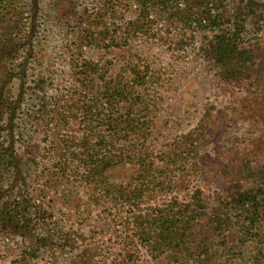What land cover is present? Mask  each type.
I'll return each instance as SVG.
<instances>
[{"label":"rangeland","instance_id":"374dc122","mask_svg":"<svg viewBox=\"0 0 264 264\" xmlns=\"http://www.w3.org/2000/svg\"><path fill=\"white\" fill-rule=\"evenodd\" d=\"M141 1L0 0V264H166L149 252L138 217L188 203L197 189L196 254L171 264H264V213L238 204L249 190L264 203V0ZM214 17L233 27L238 77L208 55ZM87 62L96 70H82ZM132 67L147 79L134 90L155 103L149 116H133L150 127L144 146L174 183L160 192L156 173L129 206L106 193L132 192L142 181L136 167L108 169L99 184L48 161L88 134L91 98L103 106L84 88L90 79L130 85ZM93 127L92 142L109 138L110 123ZM178 150L186 152L164 171Z\"/></svg>","mask_w":264,"mask_h":264},{"label":"trees","instance_id":"16d2710c","mask_svg":"<svg viewBox=\"0 0 264 264\" xmlns=\"http://www.w3.org/2000/svg\"><path fill=\"white\" fill-rule=\"evenodd\" d=\"M141 2H146V0H142ZM208 24L217 28V33L213 37L208 49V55L213 57L214 62L226 72V75L229 74L232 78L238 77L241 69L244 68V65L239 60L240 54L243 56V53L241 48H239L236 38L231 34L233 27L220 29L217 27L218 19L216 17L213 20L208 18ZM87 63L89 67L85 65L82 70H96L92 68V66L96 65ZM145 67L148 69V65ZM130 74L133 76V81H128L131 82L130 85L123 79L106 81L101 77L100 80H97L100 83L97 81L93 82L90 79L89 85H85L84 88L96 99L100 97L103 106L99 107L94 102V99V103H92L91 98L90 104L86 105L83 109V123L87 128L88 134L79 143H72L70 141L73 145H65V155L63 158L58 157L57 159L53 153L48 161L50 165H55H51L52 167L58 168L59 173H93L91 176L92 180H95L99 184L104 179L103 173H106L108 169L128 164L136 167L137 173H139L138 179L141 178L142 181L134 186L132 192L128 191L126 187H119L116 190L112 186L113 191L106 193L108 197L118 194V198L128 203L129 206L135 200L142 198L143 194L150 190V183L161 178H158L156 174L159 172L156 165L158 164L159 157L152 155L148 148L144 146L150 127L133 116L134 113L139 116H149L151 108L155 106V103L144 101L141 95L137 94V90H134L135 85L140 87L147 83L146 77L141 78L138 68L135 67H132ZM108 110L111 112L109 111L108 113ZM100 113L103 116L102 118H99ZM44 122L47 127L48 124L45 120L39 123ZM97 122H107V126L109 123L112 126L108 129L110 136L106 141L100 139L99 141L92 142L95 130L93 124ZM181 152H186V150H178L175 153L171 151V153L166 155L167 159L164 171L167 170L169 162L172 160L171 158H175ZM74 154L76 155L73 156ZM2 156V152L0 151V160ZM172 163L176 164L174 159ZM158 174H164V181L159 183L157 188L160 192H167L171 184L174 183L168 179L172 173ZM201 196V191L197 189L192 194L191 200L188 203L181 205L173 200L163 209H156L150 214L138 217L142 220L141 227L143 234L149 236L150 239L153 238L146 242L149 244L150 253L158 254L160 252L162 255H165L164 261L167 262L166 264H171L172 259L178 260L183 258L186 261L187 258L196 254L192 240V224L194 226L195 221L203 215L204 203ZM238 204L253 217H257L261 212L264 213V203L253 190H249L241 195ZM174 210L177 212H174ZM3 214L4 210L0 205V222H3ZM150 234L154 236L151 237L152 235ZM52 237L53 233H50L48 238Z\"/></svg>","mask_w":264,"mask_h":264}]
</instances>
